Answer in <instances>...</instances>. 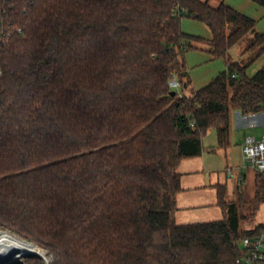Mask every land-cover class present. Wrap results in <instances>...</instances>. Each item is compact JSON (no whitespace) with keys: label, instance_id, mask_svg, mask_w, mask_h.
<instances>
[{"label":"trees","instance_id":"16d2710c","mask_svg":"<svg viewBox=\"0 0 264 264\" xmlns=\"http://www.w3.org/2000/svg\"><path fill=\"white\" fill-rule=\"evenodd\" d=\"M175 4L0 0V230L49 264H237L243 239L264 231L241 228L222 187L223 220L175 221L181 161L201 155L210 129L229 144L232 109L264 113V67L247 73L264 54L257 22L225 3L182 0L181 16ZM185 18L211 38L184 33ZM249 34L255 56L233 62ZM198 43L228 68L187 96L177 87L190 85ZM263 201L261 181L254 209Z\"/></svg>","mask_w":264,"mask_h":264},{"label":"crops","instance_id":"0c3cea01","mask_svg":"<svg viewBox=\"0 0 264 264\" xmlns=\"http://www.w3.org/2000/svg\"><path fill=\"white\" fill-rule=\"evenodd\" d=\"M201 1H209L214 8L225 3L236 11L254 19L257 22V33L264 34V8L254 2L250 0H216L214 4H211L212 0ZM181 29L186 34L204 40L211 38V31L201 22L182 19ZM248 36L251 39L253 37L251 34ZM240 43L229 50V55L233 62L244 64L248 56L250 58L254 56L251 51L256 50L241 49ZM260 57V67L254 69V73L264 67V54ZM260 57L253 63L258 62ZM185 63L190 85L187 89H181V87H177V89L179 92L181 89L182 92L180 93L187 96H192L195 91L207 86L228 68L226 59H215L209 52V46L205 43L196 44V49L185 55ZM249 71L248 68V75H250ZM230 116V137L227 146H220L217 131L210 129L202 139L203 150L201 155L182 160L178 167V173L181 176V192L176 197L177 211L175 213V221L178 225L223 220L225 213L220 205L219 187L224 189V200L238 203L242 213L246 215V218L241 222L243 230H252L264 223V218L256 223L248 222L250 218L254 219L262 208L264 209V201L259 204L256 210L253 207L256 194L261 191V181L264 182V175L261 177L262 174L246 164L242 155V146L246 138L260 139L264 136V113L243 115L232 109ZM258 127H261V133L256 136L254 133L257 132ZM235 155H238L239 159L241 158L242 166L235 162ZM241 168H247L253 172L252 183L255 192L252 191L250 195L244 191L247 175L239 173L236 185L232 186V179H235V172H237L235 170H241ZM229 178L232 179L229 180ZM243 223H246L245 226Z\"/></svg>","mask_w":264,"mask_h":264},{"label":"built area","instance_id":"2783aa9c","mask_svg":"<svg viewBox=\"0 0 264 264\" xmlns=\"http://www.w3.org/2000/svg\"><path fill=\"white\" fill-rule=\"evenodd\" d=\"M182 0H175V14L184 15ZM175 83V82H174ZM242 155L246 164L252 166L259 174L264 175V136L260 139L246 138L242 146ZM243 256L237 264H264V231L256 237H246L242 241Z\"/></svg>","mask_w":264,"mask_h":264},{"label":"rangeland","instance_id":"374dc122","mask_svg":"<svg viewBox=\"0 0 264 264\" xmlns=\"http://www.w3.org/2000/svg\"><path fill=\"white\" fill-rule=\"evenodd\" d=\"M216 0H212V3L211 4H214V2H215ZM249 37V36H248ZM248 37H246L245 39H243L242 41H241V43H240V48L242 49V48H244L245 50H248V48H249V44H250V39L251 38H248ZM248 51H250V50H248ZM257 51V50H256ZM256 51H251V53H252V55H254L255 56V52ZM252 57V56H251ZM249 58H250V56H248V58H247V60L245 61V63L249 60ZM260 64H261V57H260V60H258V62H256V63H252L250 66H249V74L251 75V76H253L255 73L253 72V70L254 69H257L258 67H260ZM180 92H182V90L180 89ZM260 133H261V127H258L257 128V132H255L254 134H256V136H259L260 135ZM259 138V137H258ZM234 160H235V162H237V164H240V166H242L243 165V162H242V160H241V158L239 159V157H238V155H235V157H234ZM235 171H237V172H235V179H232V178H229V180H231L232 179V182H233V184H232V186H234V185H236V179L238 178V175H239V173H242V174H245V175H247V181L245 182V184H244V191H246V193H247V195H250L251 194V192L252 191H254L255 192V190H254V186H253V183H252V177H253V172L251 171V170H249V169H245V168H241V170L240 169H236ZM237 173V174H236ZM236 197H237V195H236ZM264 218V209L262 208L261 209V211L260 212H258V214L256 215V217L254 218V219H252V218H250L249 219V221L248 222H254V223H256V222H258V221H261L262 219ZM247 222V223H248ZM244 224V223H243ZM246 224V223H245ZM245 224H244V226H245ZM3 232L4 231H1L0 230V241H2V240H4V239H6V238H10V239H13V240H15V241H24L23 239H21V238H19L18 236H16V235H14V234H11V233H9V232H5V233H8V234H11V235H13V236H11V235H7V234H3ZM26 242V241H25ZM33 244V243H32ZM35 245V244H34ZM39 247V246H38ZM39 248H41V247H39ZM42 250H44L45 252H46V258L47 259H50V260H52V257L49 255V253H48V251L47 250H45V249H43V248H41ZM36 256H32V257H27V258H22L21 260V262H19V263H17V264H40V262L38 261V259H33V258H35Z\"/></svg>","mask_w":264,"mask_h":264},{"label":"bare ground","instance_id":"6f19581e","mask_svg":"<svg viewBox=\"0 0 264 264\" xmlns=\"http://www.w3.org/2000/svg\"><path fill=\"white\" fill-rule=\"evenodd\" d=\"M3 234L11 235L8 233ZM26 254H40L46 257L44 250L34 247L25 241H15L10 238L0 241V264H11L12 261H22L21 259Z\"/></svg>","mask_w":264,"mask_h":264},{"label":"water","instance_id":"95a60500","mask_svg":"<svg viewBox=\"0 0 264 264\" xmlns=\"http://www.w3.org/2000/svg\"><path fill=\"white\" fill-rule=\"evenodd\" d=\"M171 86H173V87H177V86H179V83H177V82H172L171 83ZM173 95H175V91L172 93ZM3 233H5V232H3ZM28 243V242H27ZM28 244H30V245H32V246H34V247H38V246H36V245H34V244H32V243H28ZM39 248V247H38ZM41 249V248H40ZM32 256H38V257H41L42 259H44V260H46V263L47 264H49V262L51 261L50 259H47L46 257H44V256H42V255H40V254H26V255H24V258H27V257H32ZM19 262H21V261H12L11 262V264H17V263H19Z\"/></svg>","mask_w":264,"mask_h":264}]
</instances>
